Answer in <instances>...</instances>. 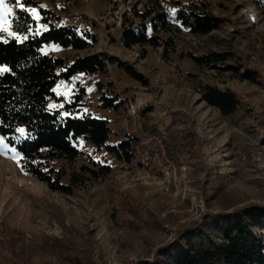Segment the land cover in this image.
Returning a JSON list of instances; mask_svg holds the SVG:
<instances>
[{
	"label": "rangeland",
	"instance_id": "obj_1",
	"mask_svg": "<svg viewBox=\"0 0 264 264\" xmlns=\"http://www.w3.org/2000/svg\"><path fill=\"white\" fill-rule=\"evenodd\" d=\"M20 1L9 5L0 0V38L25 37L23 28L30 24L22 19V28L17 26L18 9H26L35 21L29 31L47 27L38 8H25ZM39 1L57 13V25L70 24L80 32H94L99 39L88 50L50 44L45 51L69 61L90 52H106L133 65L148 81H138L117 64H110L107 74L79 73L69 81H59L58 97L70 98L84 87L85 112L106 117L117 136L138 134L145 146L139 147L134 162L126 163L104 149L84 145L87 154L77 159L78 166L97 169L92 158L112 170L67 195L27 173L17 151L0 138V239L19 232L37 243L46 237L64 239L61 217L66 226L87 233L89 239V244L81 241L70 253L35 250L29 258L17 257L0 244V264H87V245L95 264H150L179 225L222 209L213 199L219 181L225 183L229 196L239 200L238 206L264 204V8L251 0H205L216 14L230 17V22L207 36L182 30L166 53L163 47L126 48L118 41L123 15L146 0ZM220 49L240 51L247 65L260 73V82L201 69L189 56ZM190 72L233 88L242 96L243 107L232 116H223L201 99ZM98 82L105 89L112 83L125 104L118 110L104 108ZM61 105L62 100L50 101L51 107ZM147 109H153L148 118L142 115ZM177 118L198 132V157L191 159L171 146L169 127ZM146 122L155 131H145ZM135 220L140 225L137 229Z\"/></svg>",
	"mask_w": 264,
	"mask_h": 264
},
{
	"label": "trees",
	"instance_id": "obj_2",
	"mask_svg": "<svg viewBox=\"0 0 264 264\" xmlns=\"http://www.w3.org/2000/svg\"><path fill=\"white\" fill-rule=\"evenodd\" d=\"M9 5L19 0H4ZM25 8H38L47 25L41 32H32L31 19L26 9H18L25 25V37L0 38V138L14 148L21 157L24 170L46 183L53 191L74 195L90 180L108 175L110 165L98 163L97 169L87 164L77 165V159L87 154L84 145L106 150L117 160L132 163L138 157L141 137L138 134L117 136L106 117L85 112L82 108L84 87L70 98L58 97L56 85L69 81L79 73L107 74L110 64H117L132 78L148 84L131 64L106 52H90L75 56L71 61L61 55L45 51L54 44L63 49L88 50L98 44L94 32L83 31L70 24L57 25L60 17L44 7L39 0H21ZM264 8V0H251ZM167 5L173 6L171 10ZM238 9H242L239 5ZM230 17L216 14L205 0H146L141 7L125 13L118 41L126 48L134 46L163 47L168 53L182 30L192 35L207 36L222 30ZM29 26V27H28ZM240 33V31H237ZM195 64L216 74L230 73L252 83L260 82V73L249 67L244 55L233 49L209 50L201 54L189 53ZM201 99L223 116L234 115L243 107L242 96L229 86L200 79L189 73ZM103 107L118 110L125 100L110 82L106 89L101 82ZM53 99L62 100L60 107H51ZM153 109L142 115L150 116ZM182 124V126H180ZM171 146L192 158L199 156L201 138L196 129L177 118L170 125ZM146 122L145 131H155ZM178 130V131H175ZM142 161L140 160V163ZM223 181L215 187L213 199L221 210L207 211L201 219L187 221L172 231L170 240L155 252L150 264H264V204L246 203L238 206ZM232 208V209H231ZM136 218L140 215L134 213ZM65 238L46 237L41 243L27 241L22 233L0 239V244L15 256L29 258L35 250L47 253H70L79 244H89L87 233L66 226ZM134 228H138L136 223ZM87 264H95L89 245L84 248ZM82 263V260L78 258ZM83 264V263H82Z\"/></svg>",
	"mask_w": 264,
	"mask_h": 264
}]
</instances>
